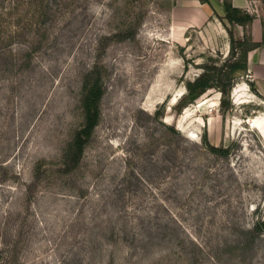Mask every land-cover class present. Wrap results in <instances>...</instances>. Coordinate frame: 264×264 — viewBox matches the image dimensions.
Wrapping results in <instances>:
<instances>
[{
	"label": "rangeland",
	"instance_id": "obj_1",
	"mask_svg": "<svg viewBox=\"0 0 264 264\" xmlns=\"http://www.w3.org/2000/svg\"><path fill=\"white\" fill-rule=\"evenodd\" d=\"M176 3L0 0V264H264V98L245 72L224 103L187 87L252 36Z\"/></svg>",
	"mask_w": 264,
	"mask_h": 264
},
{
	"label": "trees",
	"instance_id": "obj_2",
	"mask_svg": "<svg viewBox=\"0 0 264 264\" xmlns=\"http://www.w3.org/2000/svg\"><path fill=\"white\" fill-rule=\"evenodd\" d=\"M222 5L224 10V18L229 23L245 24L252 18V16L245 9L233 6L230 0H223ZM228 32L230 36L229 40L231 43L229 53H232L231 55L233 56V59L224 63V69L220 68L218 70L215 68L214 70L209 71L210 67L206 66L207 70H204L198 77L194 79V81L187 82L188 93L191 97H196L199 93L203 92L209 86L215 85L214 81L216 80L219 83L216 85L219 87L222 93L221 102L224 103V97L228 93L231 85L230 81L236 75L243 74V72H245L247 68L248 49L264 42V39L261 41H254L243 38L238 42L240 51H238L236 56L234 54L235 45H233V42L235 40L233 38L232 32L230 30H228ZM226 79L227 82L224 83V80ZM82 88L83 93L81 96V108L83 113V122L75 130L74 135L71 141L69 142L66 152L64 154L65 157L63 162L68 166L74 165L80 159L84 145L90 137L94 126L98 123L100 118L99 102L101 99L103 88L97 71L94 75L90 73L85 77ZM206 138L207 137H204V143L208 145L211 149L216 151L219 150L220 152L227 151V148L209 144Z\"/></svg>",
	"mask_w": 264,
	"mask_h": 264
},
{
	"label": "crops",
	"instance_id": "obj_3",
	"mask_svg": "<svg viewBox=\"0 0 264 264\" xmlns=\"http://www.w3.org/2000/svg\"><path fill=\"white\" fill-rule=\"evenodd\" d=\"M223 0H177L176 4L183 5V9L188 14L185 21L190 25L198 21L205 22L209 18L224 15ZM231 4L236 7L245 9L253 15L250 23H236L235 33L242 36L245 32L250 33L253 40H262L264 36V0H230ZM218 19V17H217ZM220 20V19H218ZM221 22V21H220ZM252 73V88L257 94L264 98V42L248 49L247 51V68L245 73Z\"/></svg>",
	"mask_w": 264,
	"mask_h": 264
},
{
	"label": "built area",
	"instance_id": "obj_4",
	"mask_svg": "<svg viewBox=\"0 0 264 264\" xmlns=\"http://www.w3.org/2000/svg\"><path fill=\"white\" fill-rule=\"evenodd\" d=\"M245 77H246L247 81H249V82L253 80V75L249 71L247 73H245Z\"/></svg>",
	"mask_w": 264,
	"mask_h": 264
},
{
	"label": "bare ground",
	"instance_id": "obj_5",
	"mask_svg": "<svg viewBox=\"0 0 264 264\" xmlns=\"http://www.w3.org/2000/svg\"><path fill=\"white\" fill-rule=\"evenodd\" d=\"M252 125V124H251Z\"/></svg>",
	"mask_w": 264,
	"mask_h": 264
}]
</instances>
